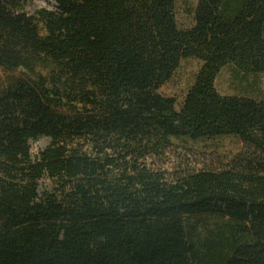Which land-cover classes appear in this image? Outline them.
Wrapping results in <instances>:
<instances>
[{
    "label": "trees",
    "instance_id": "1",
    "mask_svg": "<svg viewBox=\"0 0 264 264\" xmlns=\"http://www.w3.org/2000/svg\"><path fill=\"white\" fill-rule=\"evenodd\" d=\"M50 2L0 0V70L23 71L0 90V264H264V98L215 87L264 74V0H198L189 28L176 0ZM190 58L177 104L158 89ZM224 136L244 146L220 167L151 165Z\"/></svg>",
    "mask_w": 264,
    "mask_h": 264
},
{
    "label": "rangeland",
    "instance_id": "2",
    "mask_svg": "<svg viewBox=\"0 0 264 264\" xmlns=\"http://www.w3.org/2000/svg\"><path fill=\"white\" fill-rule=\"evenodd\" d=\"M7 1V0H4ZM25 11L29 14L37 9L54 8L50 0H22ZM198 0H176V20L181 28H189L193 25V11ZM200 66L197 59L182 60L179 68L173 76L158 89L164 96L174 97L177 104L181 103L186 90L192 84L195 74ZM23 73L21 69L15 71L0 70V90L3 89L11 78ZM215 87L220 94L246 95L254 98H264V74H244L236 71L231 65L225 66L219 72ZM49 138L40 137L36 141H30L32 154L46 147ZM243 142L234 136H224L200 141L197 143L186 142L183 145L174 144L161 157H154L151 165L166 169L169 172H177L180 169H202L220 167L242 150ZM50 182L47 178L41 182V190L49 189Z\"/></svg>",
    "mask_w": 264,
    "mask_h": 264
}]
</instances>
